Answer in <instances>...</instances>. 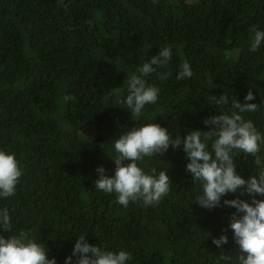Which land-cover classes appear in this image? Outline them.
<instances>
[{
  "label": "trees",
  "instance_id": "1",
  "mask_svg": "<svg viewBox=\"0 0 264 264\" xmlns=\"http://www.w3.org/2000/svg\"><path fill=\"white\" fill-rule=\"evenodd\" d=\"M253 28L264 31V0H0V149L15 153L24 173L15 195L0 197L12 220V232L0 227V235L29 232L57 264L81 235L130 253L126 264H239L247 253L230 228L236 209L195 203L200 189L182 146L139 163L146 173L169 168L170 191L158 204L124 207L95 181L98 167L115 174L114 140L123 133L152 121L173 138L210 131L203 121L230 114L250 90L255 99L247 103L258 110L242 115L264 134V43L250 51ZM168 46L169 64L144 78L159 89L158 100L134 120L123 103L127 77ZM185 60L193 76L177 80ZM223 93L229 103L218 106ZM65 95L73 99L63 102ZM237 155L247 180L257 170L254 157ZM242 192L221 204L250 202ZM221 235L228 243L217 246Z\"/></svg>",
  "mask_w": 264,
  "mask_h": 264
},
{
  "label": "clouds",
  "instance_id": "2",
  "mask_svg": "<svg viewBox=\"0 0 264 264\" xmlns=\"http://www.w3.org/2000/svg\"><path fill=\"white\" fill-rule=\"evenodd\" d=\"M253 31L250 51L256 52L264 43V31L255 28ZM171 59V46L165 47L138 68L137 72L127 77L129 94L123 103L134 120L142 116L146 105L156 104L159 96V89L155 85H149L144 78L155 73L157 68L166 67ZM180 69L177 80L193 76L188 61H183ZM168 75L170 73H162L160 78L167 79ZM119 91L120 88L117 87L108 94ZM72 99L71 95L62 97L63 102ZM254 99L250 90L244 97L245 103L237 99L232 102L230 114L220 111V114L206 118L203 123L211 126L210 131L192 130L186 137L173 138L167 128L152 121L123 133L114 140V150L118 154L115 158L111 157L116 165L115 174L108 175L103 166L98 167L99 178L95 181V189L107 194L116 193L117 202L124 207L130 201L139 200H142L144 206L158 204L170 191L172 179L168 174L169 168L157 174V169L153 167L146 173L139 163L145 157L166 153L170 146L176 150L182 146L189 161L186 171L191 173V181L200 189L195 203L207 209L218 206L235 208L230 228L234 241L242 252L247 253L246 258L240 256L239 264H264V199L256 198L257 195L264 196V156L259 154L261 145L264 144V134L257 130L251 119L246 120L242 115L258 110L257 103H247ZM215 103L218 106L227 105L228 94L220 95ZM237 153L254 157L257 170L247 180L237 172ZM23 174L16 154L0 149V197L14 196ZM240 189L243 190L241 194L246 192L252 196L250 202L237 197L225 199L221 204L222 197ZM0 227L12 232V220L6 207L0 210ZM213 243L217 246L226 244L228 236L221 235L218 239H213ZM73 256H78L76 264H126L131 259L130 253L126 251L105 250L88 243L83 235L79 236L73 253L67 257L65 264H72ZM0 264H57V261L55 258L48 259L44 244L38 243L29 232L21 230L10 238L0 235Z\"/></svg>",
  "mask_w": 264,
  "mask_h": 264
},
{
  "label": "water",
  "instance_id": "3",
  "mask_svg": "<svg viewBox=\"0 0 264 264\" xmlns=\"http://www.w3.org/2000/svg\"><path fill=\"white\" fill-rule=\"evenodd\" d=\"M40 1H43V2H49V3L54 4L57 0H40Z\"/></svg>",
  "mask_w": 264,
  "mask_h": 264
}]
</instances>
